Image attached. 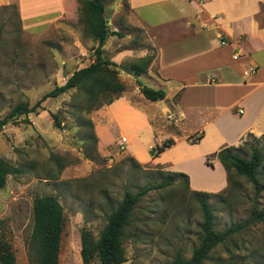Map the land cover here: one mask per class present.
Segmentation results:
<instances>
[{"label":"rangeland","instance_id":"rangeland-1","mask_svg":"<svg viewBox=\"0 0 264 264\" xmlns=\"http://www.w3.org/2000/svg\"><path fill=\"white\" fill-rule=\"evenodd\" d=\"M104 2L110 28L124 34V38L105 43L104 58L114 59L124 50L135 49L155 57L156 48L150 40L154 32L135 22L128 0ZM66 5L68 12L57 24L42 33H27L18 4L0 0V120L19 105L34 106L43 95L64 85L74 72L96 61L98 42L87 33L82 0H67ZM35 16L31 18L36 20ZM261 19L264 21V12ZM136 60L129 57L116 68L119 79L130 83L128 93L134 103L135 78L122 69L131 70ZM74 106H86L77 90L46 100L28 115V123L26 116H17L0 129V156L21 168V173L9 176L6 187L0 190V240L10 245L18 264H32L29 240L33 204L38 197L53 195L64 208L60 264H83L82 230L90 231L97 241L126 190L136 192L169 178L174 185L151 191L137 205L123 238L128 260L124 264H175L178 255L191 258L202 234L199 197L214 210L219 232L249 217L254 190L245 178L228 181L227 189L219 193L198 196L190 183L173 176L176 172L169 167L139 164L126 152L129 139L124 138L123 148L120 136L107 144L101 127L105 106L88 114ZM54 115L62 127L55 125ZM257 143L264 144L261 139ZM250 144L252 139L246 136L240 146L246 157ZM207 161L212 163V158ZM262 178L264 184V173ZM232 187L235 191L229 193ZM259 206L264 209V193ZM225 262L264 264V224L218 246L206 264Z\"/></svg>","mask_w":264,"mask_h":264},{"label":"crops","instance_id":"crops-1","mask_svg":"<svg viewBox=\"0 0 264 264\" xmlns=\"http://www.w3.org/2000/svg\"><path fill=\"white\" fill-rule=\"evenodd\" d=\"M7 1L18 4L27 33L44 32L68 12L67 0ZM128 3L135 22L154 32L150 40L156 56L139 79L164 90L166 97L147 100L134 79V103L128 93L130 83L124 80V95L101 112L107 144L115 136L127 138L131 143L126 152L139 164L184 173L197 192L224 191L229 182L218 152L240 147L248 134L264 136V0ZM117 39L109 37L106 44ZM146 56L147 51L124 50L109 60L121 65L129 57ZM200 133L204 137L199 143L188 141ZM168 139L176 143L153 156L154 147ZM207 158H212L213 167L207 165Z\"/></svg>","mask_w":264,"mask_h":264},{"label":"trees","instance_id":"trees-1","mask_svg":"<svg viewBox=\"0 0 264 264\" xmlns=\"http://www.w3.org/2000/svg\"><path fill=\"white\" fill-rule=\"evenodd\" d=\"M82 6L87 18V33L98 42L95 48L96 61L88 67L74 72L64 85L56 86L43 95L34 106L19 105L9 117L0 120V129L8 123L9 119L17 116H26L25 121L28 123V115L41 108L46 100L58 98L72 90H77L79 94H82L86 103L83 109H80L79 106H74L73 108L77 111L84 110L87 114L103 106L111 105L126 91V86L118 77V70L116 69L118 65L103 56V47L108 38L112 36L124 38V34L111 30L104 14V0H82ZM1 33L2 30L0 29V36ZM154 58L153 56L140 58L134 62L131 70L122 69L136 79L141 93L151 102L161 101L166 97L164 90H156L145 85L139 79L140 76L148 72ZM53 117L55 125L58 128L62 127L58 116L54 115ZM203 137L204 133H200L189 137L188 141L191 144H197ZM247 138L252 139L248 157L243 155L245 149L242 147H225L218 152L217 158L223 165L229 182L233 183L236 177H242L253 186V206L249 217L243 223L233 225L219 232L216 230L215 213L209 202L203 197L197 198L202 213L200 244L193 251L191 258L184 259L178 255L175 259V264H206L210 254L218 246L233 240L235 236L242 234L251 227L264 224V209L259 206L261 195L264 193L262 178L264 173V144L260 145L257 143V139H261L264 142V136L258 138L253 134H248ZM175 143L174 139H168L162 144L156 145L153 149V156H159ZM206 163L208 166L213 167L211 162L207 161ZM19 173H21V168L0 156V190L6 187L9 176ZM173 176H178L184 179L186 183H190L188 175L184 173L176 172ZM172 185H174V181L169 178L165 182L145 186L136 192L126 190L121 203L109 215L107 224L97 241L94 240L90 231L82 230L80 251L82 263H126L128 260L123 245V238L137 205L151 191L164 189ZM234 191L235 189L232 187L229 193ZM194 193L198 196L208 195L197 191ZM33 217V232L29 240L32 264H60L61 242L66 220L64 208L59 199L53 195L36 198L33 204ZM0 264H18L10 245L2 240H0ZM221 264L243 263L225 262Z\"/></svg>","mask_w":264,"mask_h":264},{"label":"built area","instance_id":"built-area-1","mask_svg":"<svg viewBox=\"0 0 264 264\" xmlns=\"http://www.w3.org/2000/svg\"><path fill=\"white\" fill-rule=\"evenodd\" d=\"M235 58H237L236 56H235ZM240 113H242V110H240ZM122 140H123V143H121V146H122V148L124 147V143H125V141H124V138H122ZM126 144V143H125Z\"/></svg>","mask_w":264,"mask_h":264},{"label":"water","instance_id":"water-1","mask_svg":"<svg viewBox=\"0 0 264 264\" xmlns=\"http://www.w3.org/2000/svg\"><path fill=\"white\" fill-rule=\"evenodd\" d=\"M108 22V21H107Z\"/></svg>","mask_w":264,"mask_h":264}]
</instances>
